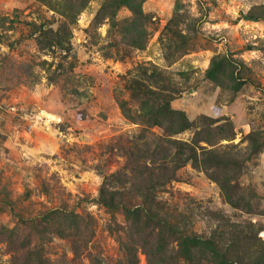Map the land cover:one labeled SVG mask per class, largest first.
Listing matches in <instances>:
<instances>
[{
	"label": "rangeland",
	"instance_id": "1",
	"mask_svg": "<svg viewBox=\"0 0 264 264\" xmlns=\"http://www.w3.org/2000/svg\"><path fill=\"white\" fill-rule=\"evenodd\" d=\"M167 81L191 122L168 137L231 152L242 197L231 205L221 171L188 161L159 211L219 243L236 226L264 239V0H0V264H127L125 214L96 199L106 174L137 167L142 128L186 156L137 94ZM148 238L139 264L159 260Z\"/></svg>",
	"mask_w": 264,
	"mask_h": 264
},
{
	"label": "trees",
	"instance_id": "2",
	"mask_svg": "<svg viewBox=\"0 0 264 264\" xmlns=\"http://www.w3.org/2000/svg\"><path fill=\"white\" fill-rule=\"evenodd\" d=\"M260 17L261 15L249 12L245 14V18L249 19ZM167 86L171 87V83L168 81L164 88H159L156 91L151 87H144L143 84L138 88L141 93H137L146 95L145 98L152 96V104L145 98L142 101L143 105L151 107V109H147L146 116L149 115V119L146 122L149 124L146 125L147 127L162 126L165 135L159 134L157 137L165 139L166 148V143H169L171 147L172 144L181 142L168 137L169 135L183 131L191 125V122L183 116V112H178L169 106V102L173 98L172 93L160 91L165 90ZM171 88L173 89V87ZM171 88L170 90H172ZM125 113L126 116H131L128 109H125ZM151 116L152 120H150ZM145 129L142 128L140 132L142 133L140 138L142 137L143 147L137 156V167L132 163V158L130 163L124 167H118L106 174V183L101 185L96 199L108 211L120 210L125 214L128 223L126 228L128 233L126 234L129 241H123L122 244L127 264H139L135 252L136 245L139 244L141 237L146 236L154 237L147 239L152 241L149 251L147 250L148 253H151L152 249L161 253L158 257L159 260L154 261L156 264H166L162 261L170 259L173 260V263L181 259L187 264H264V239L256 237L251 228L242 230L236 226L230 231V236L225 238L223 243H219L212 235L203 236L186 229L181 223L169 219L166 214L159 211L160 208L156 205L157 191L162 189L167 182L175 179L177 168L190 161L194 166L200 167L206 172L211 166L215 171L216 169L221 171L222 177L214 173H209V175L220 184L222 193L229 203L239 206L242 195L237 192L240 190L237 179L242 162L233 155L226 154L231 153L227 150L221 152L217 150L220 148H205L197 145L196 142L177 144L178 152L186 154L181 160L180 157H170V152L162 149L164 140L157 141L155 135L148 137L145 135L148 134ZM151 144H153L152 147L156 153L147 151L151 148ZM131 153L135 157L136 151L131 149L129 156ZM233 170H235L234 174ZM131 185L132 188L137 186L135 191L129 187ZM132 198L136 201L133 202ZM56 210L59 209L56 208ZM63 215L71 222L75 220L71 212ZM135 235H138L137 239L134 237ZM74 250L77 253L75 248Z\"/></svg>",
	"mask_w": 264,
	"mask_h": 264
}]
</instances>
